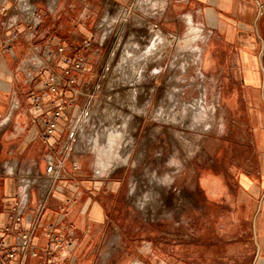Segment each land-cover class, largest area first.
I'll return each mask as SVG.
<instances>
[{"label": "crops", "instance_id": "crops-1", "mask_svg": "<svg viewBox=\"0 0 264 264\" xmlns=\"http://www.w3.org/2000/svg\"><path fill=\"white\" fill-rule=\"evenodd\" d=\"M28 1L0 0V235L14 247L17 233L33 230L37 253L25 258L18 253L11 264H167L154 259L148 227L128 232L115 226L119 197L110 186L115 182L89 175L76 149L67 156L62 152L69 141L63 120L75 100L70 89L85 84L80 72L72 71L75 83L66 85L70 75L64 74L62 58L70 49L67 40L86 38L83 15L71 14L66 0ZM104 1L117 7L133 2ZM158 1L149 17L166 36L181 38L192 25L200 28L195 79L217 110L213 118L220 121L221 134L235 130L243 137L237 142L253 146L256 156L249 166L258 170L239 178L242 215L252 225L258 253L264 254V184L259 180L264 172V0ZM54 75L64 84L57 91L48 87ZM36 95H41L40 107ZM64 103L57 131L45 138L44 118ZM51 159L63 161L58 178L47 173ZM13 214L21 220L13 222ZM8 224L12 233L4 230ZM194 258L212 264V254ZM184 263L186 257L176 255L174 264Z\"/></svg>", "mask_w": 264, "mask_h": 264}, {"label": "rangeland", "instance_id": "rangeland-1", "mask_svg": "<svg viewBox=\"0 0 264 264\" xmlns=\"http://www.w3.org/2000/svg\"><path fill=\"white\" fill-rule=\"evenodd\" d=\"M66 1L71 14L83 15L87 32L85 39L66 41L67 57L83 59L87 69L80 73L85 84L70 96L75 100L63 124L75 133L73 149L84 155L87 173L115 182L110 185L119 197L115 226L128 232L148 227L154 259L167 264H174L176 255L186 257L184 264H206L194 258L206 253L212 254V264H264L252 225L242 215L239 183L243 174L258 170L249 166L255 161L253 146L237 142L243 137L235 130L221 134L220 121L213 118L217 110L195 79L185 36L171 38L153 24L154 0L122 7L104 0ZM156 30L170 41H160L149 62H122L128 39L145 49L158 40ZM121 37L124 43L116 51ZM201 111L208 118L199 119ZM124 124L120 155L99 175L94 141L100 138L108 147L111 127ZM259 180L264 184V172Z\"/></svg>", "mask_w": 264, "mask_h": 264}, {"label": "built area", "instance_id": "built-area-1", "mask_svg": "<svg viewBox=\"0 0 264 264\" xmlns=\"http://www.w3.org/2000/svg\"><path fill=\"white\" fill-rule=\"evenodd\" d=\"M65 48L62 46L59 48V52H63ZM62 63L64 65V74L70 75V78L68 79V84L66 85H73L75 83L74 77H72L71 72L77 71V72H84L87 67L83 59L72 61L71 58L67 56H63ZM63 80L59 78L57 75L51 76L50 81L48 83V87L52 91H57L60 89L61 86H63ZM74 93L76 91L74 89H70ZM53 105H55L54 100H50ZM35 102L37 107L41 106V95L35 96ZM65 103L60 104L54 107L52 112L46 116L43 120L44 129H43V135L45 138L50 139L55 132L58 129L59 126V120L62 118ZM76 141V136L74 132L69 133V141L64 146L63 154L67 156L70 151L73 149V143ZM63 167V161H57L55 159H51L48 163L47 167V173L53 178H58L61 176V169ZM11 220L13 222H19L21 220V216L19 215H12ZM51 229L53 227L51 226ZM4 230L7 233H12L13 228L10 224L6 225ZM55 241L60 242L61 238L59 236L52 235ZM70 244V243H69ZM30 252L33 255H36V251L33 246V230L32 231H22L16 234V239L14 243V247L9 244V242L6 239V236L0 235V264H11L12 260L16 258L17 254L20 253L24 258L26 257L27 253ZM51 264H56L55 262Z\"/></svg>", "mask_w": 264, "mask_h": 264}, {"label": "bare ground", "instance_id": "bare-ground-1", "mask_svg": "<svg viewBox=\"0 0 264 264\" xmlns=\"http://www.w3.org/2000/svg\"><path fill=\"white\" fill-rule=\"evenodd\" d=\"M27 2L29 3V1L27 0ZM152 3V8H156V6L158 5V1L154 0L151 2ZM163 3V2H162ZM161 4V3H160ZM32 5V4H31ZM161 6V5H160ZM108 15V14H107ZM193 19V18H192ZM137 20V19H136ZM187 20V19H186ZM110 21V20H109ZM108 21V22H109ZM192 21V20H191ZM139 22V21H138ZM127 25V24H126ZM198 26H194L192 25L189 28V31L186 33L185 37L183 38L185 41V45L189 46V50L192 51L193 53V59L192 61L195 62V64L197 63V61L199 60V53H198V46L196 45L197 40L199 38V32L201 31L200 28H197ZM156 36L158 37V40L155 41L154 43H152L150 46H148L147 48L144 49V47H142V45L140 46L139 44L136 45H131L129 42V39L127 41V44L124 46V56H122V62H125V64H145L148 60L149 57L152 56L153 54L157 53L158 50V45L160 43V41H162L163 39H165L164 34H162V32H160V30H156L155 31ZM201 33V32H200ZM207 37V36H206ZM124 38L125 37H121L119 40V43L117 44L115 50L117 51L120 47L122 48V45L124 43ZM131 38V37H130ZM132 39V38H131ZM135 41V40H133ZM164 42H169L170 40H163ZM132 42V41H131ZM161 48V47H160ZM159 52V51H158ZM115 54V52L113 53V55ZM149 62V61H148ZM122 65V64H121ZM132 66V65H131ZM137 66V65H136ZM143 66V65H142ZM133 67V66H132ZM139 67V66H138ZM128 69V68H127ZM135 69V68H134ZM142 69V68H141ZM139 70V69H138ZM122 71V70H121ZM140 71V70H139ZM128 73V72H127ZM131 74V73H130ZM137 74V73H136ZM126 75V74H125ZM131 76V75H130ZM135 76V75H134ZM137 77V76H135ZM133 79V78H132ZM120 80V79H119ZM136 80V79H135ZM130 81V79H129ZM138 81V80H137ZM136 81V82H137ZM133 81H131V84ZM128 93V92H127ZM136 98V97H135ZM204 101L200 102L199 108H201L202 110H204V104H201ZM171 106V105H170ZM196 108V107H195ZM194 108V109H195ZM132 109V108H131ZM193 109V110H194ZM134 111V110H133ZM182 111V110H181ZM129 114V113H128ZM122 116V115H121ZM125 117V116H124ZM199 119H205L208 118V114L207 112L204 113L203 111H201L200 115L198 116ZM211 118V117H210ZM209 118V119H210ZM127 124V123H126ZM126 124L122 125L120 128L119 127H115V126H110L111 127V131H109L110 133L108 134L109 136V146L105 147L99 144L98 140L100 139H96L94 141V148L97 151V156H98V162H97V172L98 174H102L104 173L108 168H110L112 165H114L115 160L117 157H119V149L122 145V141L123 140V132H125V128ZM107 127V126H106ZM106 130V129H105ZM110 130V129H109ZM129 130V129H128ZM107 131V130H106ZM130 131V130H129ZM103 135V134H102ZM105 138V137H104ZM100 141V140H99ZM86 146V145H85ZM151 190V189H150ZM144 192V191H143ZM147 204V200L145 199L144 201H141V206H144Z\"/></svg>", "mask_w": 264, "mask_h": 264}]
</instances>
